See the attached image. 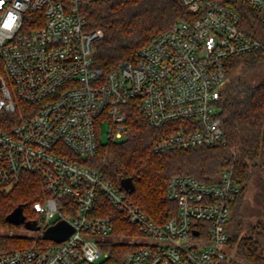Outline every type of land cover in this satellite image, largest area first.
<instances>
[{"label": "built area", "instance_id": "obj_1", "mask_svg": "<svg viewBox=\"0 0 264 264\" xmlns=\"http://www.w3.org/2000/svg\"><path fill=\"white\" fill-rule=\"evenodd\" d=\"M88 1L0 4V191L32 173L44 190L33 203L42 229L56 215L74 228L63 241L1 253L0 264H104L97 260L108 255L104 240L113 226L94 213L99 195L146 239L135 241L122 264H222L230 203L240 190L232 168L214 182L171 176L166 192L177 212L159 224L86 162L97 153L103 119L108 139L122 137L132 99L151 126L176 125L156 140L155 152L223 144L227 62L261 45L240 28L237 4L264 10V0H180L187 17L108 72L94 60L102 30L85 29L77 13Z\"/></svg>", "mask_w": 264, "mask_h": 264}, {"label": "trees", "instance_id": "obj_2", "mask_svg": "<svg viewBox=\"0 0 264 264\" xmlns=\"http://www.w3.org/2000/svg\"><path fill=\"white\" fill-rule=\"evenodd\" d=\"M237 11L240 28L261 45L259 49L232 57L227 62L228 75L221 89L219 109L225 142L155 152L156 140L176 125L151 126L132 99L124 106L126 119L122 137L108 139L106 143L100 141L95 157L86 163L116 186H120L121 179L131 177L134 187L121 189L133 204L159 224L177 212L176 202L169 199L166 192L171 176L188 174L201 181L214 182L224 169L232 168L240 190L230 203L225 225L227 245L234 247L246 261L260 264L264 259V212L255 223L243 227L241 198L253 178L258 176L257 195L264 202V10L239 2ZM77 13L85 19V29L102 30L94 44V60L104 72L125 61H134L142 45L176 19L188 15L180 0H94L79 3ZM258 68H262L259 74L256 73ZM43 196L42 185L32 173H24L17 185L0 191V229L22 225L5 219L20 204L26 219L38 217L41 222L43 216L34 210L33 203ZM94 213L111 218V234L136 231L102 195L98 197ZM242 228L244 231L240 234ZM45 240L53 242L42 236L33 239L3 232L0 233V254ZM133 246L107 240L104 249L108 255L104 264H122L125 254ZM224 264L238 263L229 259Z\"/></svg>", "mask_w": 264, "mask_h": 264}, {"label": "rangeland", "instance_id": "obj_3", "mask_svg": "<svg viewBox=\"0 0 264 264\" xmlns=\"http://www.w3.org/2000/svg\"><path fill=\"white\" fill-rule=\"evenodd\" d=\"M262 72V68H258V70H256V73L259 74ZM254 73V72H252ZM100 128V140L102 143H106L108 141V130H109V123L107 120H102L101 121V125L99 126ZM258 176H255L253 178V180L251 181V183L248 185V187L245 189V191L242 194V212H243V227H247V224H253L257 221L258 218H260L262 216V212H264V202L260 201L257 192H258ZM10 188H7L6 190H8ZM59 217V215H56V217L54 219L51 220V222L55 221L57 218ZM26 221H30L32 222L34 225L37 224H41V222L39 221L38 217H32L29 218ZM244 231V228H242V230H240V234ZM13 233V234H17L20 236H26V237H31L33 239H36L38 237H40L42 235V230H38V229H34V228H29L27 227L25 224H22L20 227L17 228H11V229H0V233ZM107 240H111L112 242H125L127 244L130 245H134L135 241L141 242V241H145L146 239L144 238H140L139 234L137 233V231L134 232H128L127 234H111L110 236L106 237L104 242H106ZM48 245V242L42 241L41 243H33L30 246H38V247H45ZM105 245V243H104ZM27 246V247H30ZM223 249L225 250V252L227 253V257L226 259L223 261L224 262L230 260H233L234 262L236 261V263L238 264H252L248 261H246L245 259H243L241 256H239L237 254V252L235 251L234 247H230L228 245H224ZM262 256H264V254H262ZM105 260V258L101 255L99 257V259L97 260L98 262H103ZM260 264H264V259H262V262Z\"/></svg>", "mask_w": 264, "mask_h": 264}, {"label": "water", "instance_id": "obj_4", "mask_svg": "<svg viewBox=\"0 0 264 264\" xmlns=\"http://www.w3.org/2000/svg\"><path fill=\"white\" fill-rule=\"evenodd\" d=\"M120 186L125 190H131L134 187L131 177L121 179ZM5 219L12 224H25L29 228L42 230V237L51 239L55 242L65 240L73 231V226L64 218L57 219L46 228L42 229L41 225H34L30 221H26V216L23 213V205H17L6 216Z\"/></svg>", "mask_w": 264, "mask_h": 264}, {"label": "clouds", "instance_id": "obj_5", "mask_svg": "<svg viewBox=\"0 0 264 264\" xmlns=\"http://www.w3.org/2000/svg\"><path fill=\"white\" fill-rule=\"evenodd\" d=\"M3 3V0H0V4ZM9 18L12 19L13 17L11 16V14H9ZM16 19H18V17H16Z\"/></svg>", "mask_w": 264, "mask_h": 264}]
</instances>
